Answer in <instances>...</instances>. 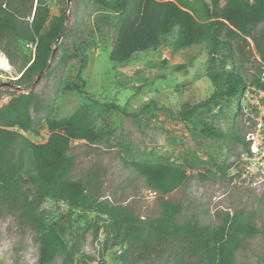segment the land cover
Listing matches in <instances>:
<instances>
[{"label": "rangeland", "instance_id": "rangeland-1", "mask_svg": "<svg viewBox=\"0 0 264 264\" xmlns=\"http://www.w3.org/2000/svg\"><path fill=\"white\" fill-rule=\"evenodd\" d=\"M181 1L201 5L198 0ZM47 2L52 16L66 9L63 38L53 47L49 67L34 78L30 89L15 81L33 60L34 46L9 39L4 49L11 59L0 48L12 67L9 72L0 69V108L13 95L33 93L30 113L38 135H25L39 144L49 138V120L70 118L92 102L119 106L120 110L97 113L95 144L72 142L71 178L88 182L100 201L123 206L136 218L149 221L158 220L162 208L133 164L180 166L190 180L164 197L182 207L178 223L194 218L200 225L217 228L228 214L242 211L258 233L243 244L236 264H264V93L249 86L253 71L264 81V64L257 63L254 42L249 38L234 41L238 69L249 86L245 94L208 102L214 88L207 76L205 46L176 52L170 38L156 51L137 53L117 64L110 54L122 16L102 8L97 0ZM262 27L259 24L255 29L257 38ZM83 58L86 67L78 77ZM187 107H196L190 120L181 117ZM206 124L222 135L209 137ZM43 209L47 225L63 236L79 264H127L121 258L124 250L133 264H201L180 241L152 243L144 258L137 259L141 250L128 245L124 226L112 219L70 210L64 202L51 199L45 200ZM35 237L30 227L20 225L17 215L0 203V264H38L40 248ZM54 264H63L62 259Z\"/></svg>", "mask_w": 264, "mask_h": 264}, {"label": "trees", "instance_id": "trees-1", "mask_svg": "<svg viewBox=\"0 0 264 264\" xmlns=\"http://www.w3.org/2000/svg\"><path fill=\"white\" fill-rule=\"evenodd\" d=\"M47 1L0 0V48L10 59L4 45L11 38L30 43L35 49L33 60L15 81L25 89H30L34 78L49 67L53 47L65 28L66 9L52 16ZM198 1L199 7L181 0H97L102 8L122 16L111 61L126 63L135 54L156 51L173 38L172 48L176 52L206 47L207 76L214 88L208 102L238 98L249 86L263 90L264 81L255 71L250 85L245 82L238 69L234 41L251 39L260 59L258 65L264 64V0H211L210 4ZM259 24L263 27L257 38L254 32ZM86 62L83 58L78 77ZM76 90H81L80 86ZM34 103L33 93L18 94L0 108V203L9 213L17 215L20 225L35 232L40 248L38 264H54L59 257L63 264H79L76 252L63 236L47 225L43 209L47 199L64 202L70 210L95 212L112 219L115 225L124 226L128 245L141 250L137 259L144 258L152 243L180 241L201 264H236L243 244L258 233L242 211L228 214L217 228L200 225L194 218H186L179 224L182 207L164 197L188 183L190 176L184 168L168 163L133 164V170L158 197L162 208L158 220L143 221L126 212L123 206L100 201L91 193L88 182L71 178L74 168L71 144L74 141L95 144L99 139L94 128L97 113L120 107L100 102L84 104L70 118L49 120L48 140L35 144L25 135H38L30 113ZM195 110L196 107H187L181 117L190 120ZM205 128L209 137L222 135L207 124ZM246 146L249 148L248 143ZM121 258L133 264L128 261L127 251L122 252Z\"/></svg>", "mask_w": 264, "mask_h": 264}, {"label": "bare ground", "instance_id": "bare-ground-1", "mask_svg": "<svg viewBox=\"0 0 264 264\" xmlns=\"http://www.w3.org/2000/svg\"><path fill=\"white\" fill-rule=\"evenodd\" d=\"M0 68L8 72L12 70L10 64L2 56H0Z\"/></svg>", "mask_w": 264, "mask_h": 264}, {"label": "built area", "instance_id": "built-area-1", "mask_svg": "<svg viewBox=\"0 0 264 264\" xmlns=\"http://www.w3.org/2000/svg\"><path fill=\"white\" fill-rule=\"evenodd\" d=\"M0 56H2V58H4V59L8 62L7 58L5 57V55H4L3 53H1V51H0ZM0 69H2V68H0ZM2 70H3V69H2ZM4 71H5V70H4ZM260 91H263V93H264V89H263V90H260ZM255 150H256V152H258V151H259V147L256 146V147H255ZM263 156H264V154H263Z\"/></svg>", "mask_w": 264, "mask_h": 264}, {"label": "water", "instance_id": "water-1", "mask_svg": "<svg viewBox=\"0 0 264 264\" xmlns=\"http://www.w3.org/2000/svg\"><path fill=\"white\" fill-rule=\"evenodd\" d=\"M68 1H69V0H68ZM65 30H66V24H65V28H64L63 32L61 33V35H60L58 41L61 40V39L63 38V35H64V33H65ZM53 54H54V53H53ZM43 72H45V71H43ZM43 72H42V73H43ZM42 73H41V74H42ZM41 74H40V75H41ZM39 79H40V76L38 77L37 81H38ZM37 81H36V82H37Z\"/></svg>", "mask_w": 264, "mask_h": 264}]
</instances>
